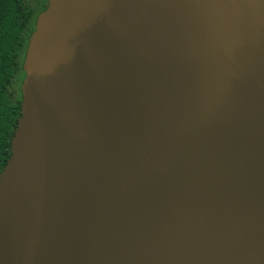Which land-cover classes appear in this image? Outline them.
Segmentation results:
<instances>
[{
	"label": "water",
	"instance_id": "obj_1",
	"mask_svg": "<svg viewBox=\"0 0 264 264\" xmlns=\"http://www.w3.org/2000/svg\"><path fill=\"white\" fill-rule=\"evenodd\" d=\"M0 171V264H264V0H47Z\"/></svg>",
	"mask_w": 264,
	"mask_h": 264
},
{
	"label": "trees",
	"instance_id": "obj_2",
	"mask_svg": "<svg viewBox=\"0 0 264 264\" xmlns=\"http://www.w3.org/2000/svg\"><path fill=\"white\" fill-rule=\"evenodd\" d=\"M41 3L0 0V171L10 155V142L20 115L22 63Z\"/></svg>",
	"mask_w": 264,
	"mask_h": 264
},
{
	"label": "flooded vegetation",
	"instance_id": "obj_3",
	"mask_svg": "<svg viewBox=\"0 0 264 264\" xmlns=\"http://www.w3.org/2000/svg\"><path fill=\"white\" fill-rule=\"evenodd\" d=\"M31 3H35L36 1H39L41 3L42 8L38 11L37 15L46 8L47 6V0H29ZM37 17V16H36Z\"/></svg>",
	"mask_w": 264,
	"mask_h": 264
}]
</instances>
